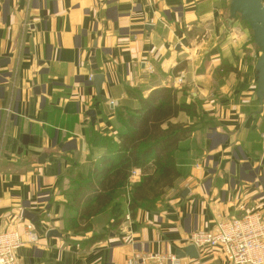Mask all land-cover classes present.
<instances>
[{"label": "crops", "instance_id": "obj_1", "mask_svg": "<svg viewBox=\"0 0 264 264\" xmlns=\"http://www.w3.org/2000/svg\"><path fill=\"white\" fill-rule=\"evenodd\" d=\"M229 10L230 0H0V231L31 227L38 237L24 236L16 264L176 256L219 217L264 212L261 52ZM96 74L104 75L100 95ZM164 87L184 90L179 101H197L211 122L180 143L174 187L156 209L125 208L102 240L90 242L113 222L110 209L91 232L74 235L65 226L69 178L88 176L105 154L93 137L115 136L117 112ZM25 210L41 225L23 219ZM50 230L61 236L47 237ZM197 250L198 259L177 264H233L221 248Z\"/></svg>", "mask_w": 264, "mask_h": 264}, {"label": "trees", "instance_id": "obj_2", "mask_svg": "<svg viewBox=\"0 0 264 264\" xmlns=\"http://www.w3.org/2000/svg\"><path fill=\"white\" fill-rule=\"evenodd\" d=\"M183 92L164 87L147 97L137 96V109L117 112L119 129L115 136L93 137V143L106 152L93 162L88 176L74 174L66 205L74 212L75 225L69 229L74 235L91 232L93 219L110 209L113 222L106 233L93 235L90 242L102 240L120 225L125 208L131 215L141 209H156L166 191L174 187L180 177L175 157L180 143L211 125L201 104L179 101ZM136 169L140 179L131 183ZM120 194H126V202L117 210L115 199Z\"/></svg>", "mask_w": 264, "mask_h": 264}, {"label": "built area", "instance_id": "obj_3", "mask_svg": "<svg viewBox=\"0 0 264 264\" xmlns=\"http://www.w3.org/2000/svg\"><path fill=\"white\" fill-rule=\"evenodd\" d=\"M185 80L184 73H180L176 79L179 85H183ZM139 179L140 170L136 169L132 172L131 183L138 182ZM24 236L31 243L38 242L37 234L31 227L26 228L24 235L18 230L0 231V264H16L17 253L25 243ZM189 243L201 250L221 248L233 264H264V212H248L240 218L219 217L215 230L195 232L191 235ZM177 262L174 255L158 253L141 257L140 262L137 258L129 259L128 264Z\"/></svg>", "mask_w": 264, "mask_h": 264}, {"label": "water", "instance_id": "obj_4", "mask_svg": "<svg viewBox=\"0 0 264 264\" xmlns=\"http://www.w3.org/2000/svg\"><path fill=\"white\" fill-rule=\"evenodd\" d=\"M237 17L246 22L253 33V41L261 52L256 65L257 89L256 97L261 107L264 105V0H230L229 22L232 23ZM1 62H6L3 60ZM104 81L103 74H96L92 84L95 86L98 95ZM36 91H39L36 88ZM92 121H95V112L91 111ZM262 163L264 164V158ZM187 193V191H186ZM23 219L31 221L35 226H40V216L32 214L28 210L23 212ZM61 236L56 230H50L47 237ZM188 256L191 259H198L199 252L194 245L176 251V258L182 259Z\"/></svg>", "mask_w": 264, "mask_h": 264}, {"label": "rangeland", "instance_id": "obj_5", "mask_svg": "<svg viewBox=\"0 0 264 264\" xmlns=\"http://www.w3.org/2000/svg\"><path fill=\"white\" fill-rule=\"evenodd\" d=\"M237 18H240V17H237ZM69 179H70V183H71V184H69V186H70V185H72V182L74 181L73 180L74 179V175H72ZM134 182H136V181H134ZM68 189H67V191H68L67 192V195H69V197H70L71 192L73 190L72 189V186L70 188H68ZM125 202H126V194H120V195H118L116 197V199H115V207L117 208V210H119L120 207H122V208L125 207ZM73 213L70 212L69 214L66 215V219H65L66 224H65V226L68 229L74 227V225H75V222H74V219H73V215H74ZM107 216H109L108 213H106L105 215H103V217H99V219H97V221L94 223V226H96L98 229H100L104 224L108 223V222H106V220H109L107 218Z\"/></svg>", "mask_w": 264, "mask_h": 264}]
</instances>
